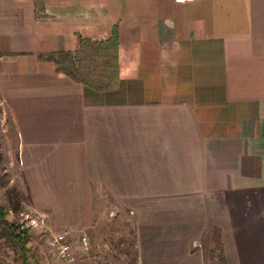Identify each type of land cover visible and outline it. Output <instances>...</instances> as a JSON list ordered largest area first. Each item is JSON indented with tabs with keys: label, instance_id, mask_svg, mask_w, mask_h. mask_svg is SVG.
Segmentation results:
<instances>
[{
	"label": "crops",
	"instance_id": "0c3cea01",
	"mask_svg": "<svg viewBox=\"0 0 264 264\" xmlns=\"http://www.w3.org/2000/svg\"><path fill=\"white\" fill-rule=\"evenodd\" d=\"M114 28L109 90L40 58ZM0 105L17 190L76 251L106 197L140 264H264V0H0Z\"/></svg>",
	"mask_w": 264,
	"mask_h": 264
},
{
	"label": "rangeland",
	"instance_id": "374dc122",
	"mask_svg": "<svg viewBox=\"0 0 264 264\" xmlns=\"http://www.w3.org/2000/svg\"><path fill=\"white\" fill-rule=\"evenodd\" d=\"M8 117L9 115L4 112L0 105V202L7 208V218L15 221L16 224L20 212L26 210V207L31 206V204L28 195L21 191L24 196L22 207L15 212L9 205L8 194L12 192V189H17L20 170L16 155V140L10 129V124L7 122ZM102 204L99 217L101 222H97L91 230L86 231L91 244L94 246L99 264H133L138 254L133 248L135 241L131 220L133 214L130 213L132 211L114 205L106 197H104ZM8 209L13 211V216L8 213ZM31 237H36V235L29 234V238ZM211 240L212 244L208 250L217 256L219 253L216 249V240L215 238ZM44 247L45 243L40 241L39 248L43 249ZM39 248L37 247V250ZM37 250L33 253L29 251L36 263L39 260ZM83 262L84 264H91ZM0 264H18L15 260L14 251L8 244L0 248ZM37 264H41V262ZM51 264L57 263L54 261Z\"/></svg>",
	"mask_w": 264,
	"mask_h": 264
},
{
	"label": "trees",
	"instance_id": "16d2710c",
	"mask_svg": "<svg viewBox=\"0 0 264 264\" xmlns=\"http://www.w3.org/2000/svg\"><path fill=\"white\" fill-rule=\"evenodd\" d=\"M117 57L118 37L115 28L106 41L79 38L78 48L73 52L59 51L40 55V58L54 62L56 70L71 80L99 91L115 86L118 77ZM7 122L14 133L18 158V135L10 117ZM23 198V194L17 189H12L8 194L9 205L13 211L17 212L22 207ZM28 238V232L18 231L15 221L7 218V208L0 202V248L8 244L12 247L18 264H29L34 260L26 247Z\"/></svg>",
	"mask_w": 264,
	"mask_h": 264
},
{
	"label": "built area",
	"instance_id": "2783aa9c",
	"mask_svg": "<svg viewBox=\"0 0 264 264\" xmlns=\"http://www.w3.org/2000/svg\"><path fill=\"white\" fill-rule=\"evenodd\" d=\"M174 1L183 2L189 0ZM26 208V210L20 212L16 226L18 231H26L29 234L36 235V237H31L27 240V248L34 251L37 247L39 248L40 241L45 243L43 249L39 248L37 250L41 253L39 258L45 259L44 264H51L54 261L57 264H84L83 261L99 264L97 255L94 252V246L91 244L87 233L82 232L79 235L77 240L79 249L76 251L73 248V239L69 231H53L48 226L46 213L38 211L32 206H27ZM8 213L11 216L14 215L11 209H8ZM130 213L133 214L132 212ZM121 245L123 244L121 243ZM133 248L136 249V244L133 245ZM133 264H140L139 256L135 258Z\"/></svg>",
	"mask_w": 264,
	"mask_h": 264
}]
</instances>
